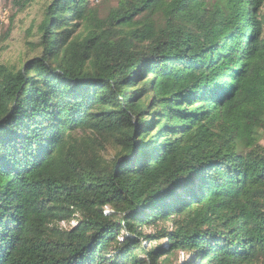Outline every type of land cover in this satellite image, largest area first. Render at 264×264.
Here are the masks:
<instances>
[{
  "label": "trees",
  "instance_id": "obj_1",
  "mask_svg": "<svg viewBox=\"0 0 264 264\" xmlns=\"http://www.w3.org/2000/svg\"><path fill=\"white\" fill-rule=\"evenodd\" d=\"M102 2L0 63V264H264V0Z\"/></svg>",
  "mask_w": 264,
  "mask_h": 264
},
{
  "label": "rangeland",
  "instance_id": "obj_2",
  "mask_svg": "<svg viewBox=\"0 0 264 264\" xmlns=\"http://www.w3.org/2000/svg\"><path fill=\"white\" fill-rule=\"evenodd\" d=\"M116 2L117 0H103L100 9L101 14L106 15L107 12L116 5ZM45 3L46 0H35L32 4L26 7V9L18 13L17 16L13 18V28L11 30L9 39L7 40L6 48L0 54V63L21 66V63L24 59H27L28 57H31L35 54L29 49L31 48V46H27L25 44L26 38H28L29 41L32 40V38L29 37L27 30L31 27L33 28L37 23H39V21L41 20L42 9ZM4 6V0H0V19H2L6 24L8 23L7 16L9 13H7V11L3 8ZM259 139L260 142L264 144V130L261 132ZM74 224L75 221H72L70 225L62 222L61 226L68 227ZM166 225L167 227L169 226V224ZM154 231L155 227H146L143 229L144 233H153ZM160 241L165 244V236H163ZM141 242L145 248H149L150 246L157 244H152L144 240H141ZM171 259L173 260V264H179L183 262L186 263L187 261H189L190 257L185 252L178 251L173 257H171Z\"/></svg>",
  "mask_w": 264,
  "mask_h": 264
}]
</instances>
